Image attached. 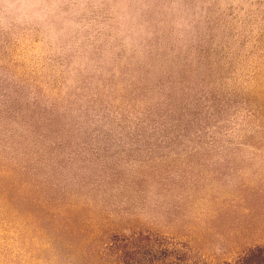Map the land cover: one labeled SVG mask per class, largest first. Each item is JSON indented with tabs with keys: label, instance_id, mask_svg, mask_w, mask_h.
I'll return each mask as SVG.
<instances>
[{
	"label": "rangeland",
	"instance_id": "obj_1",
	"mask_svg": "<svg viewBox=\"0 0 264 264\" xmlns=\"http://www.w3.org/2000/svg\"><path fill=\"white\" fill-rule=\"evenodd\" d=\"M0 264H264V0H0Z\"/></svg>",
	"mask_w": 264,
	"mask_h": 264
}]
</instances>
